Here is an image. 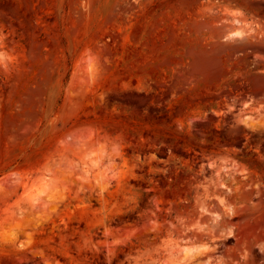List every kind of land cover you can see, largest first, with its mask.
Here are the masks:
<instances>
[{
  "label": "rangeland",
  "instance_id": "rangeland-1",
  "mask_svg": "<svg viewBox=\"0 0 264 264\" xmlns=\"http://www.w3.org/2000/svg\"><path fill=\"white\" fill-rule=\"evenodd\" d=\"M0 264H264V0H0Z\"/></svg>",
  "mask_w": 264,
  "mask_h": 264
},
{
  "label": "bare ground",
  "instance_id": "bare-ground-1",
  "mask_svg": "<svg viewBox=\"0 0 264 264\" xmlns=\"http://www.w3.org/2000/svg\"><path fill=\"white\" fill-rule=\"evenodd\" d=\"M238 33L239 31H234L232 34H238ZM186 249H188L189 252L191 251V248H186Z\"/></svg>",
  "mask_w": 264,
  "mask_h": 264
}]
</instances>
